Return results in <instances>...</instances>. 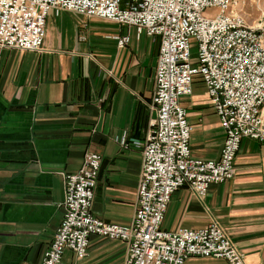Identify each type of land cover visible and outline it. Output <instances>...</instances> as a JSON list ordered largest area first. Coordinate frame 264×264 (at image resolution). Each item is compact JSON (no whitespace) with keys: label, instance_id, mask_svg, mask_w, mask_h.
<instances>
[{"label":"crops","instance_id":"1","mask_svg":"<svg viewBox=\"0 0 264 264\" xmlns=\"http://www.w3.org/2000/svg\"><path fill=\"white\" fill-rule=\"evenodd\" d=\"M42 51L0 49V264H42L64 217V175L86 154L101 156L92 212L129 226L136 214L143 144L153 106L159 41L145 32L69 12H51ZM131 42L120 48L118 38ZM192 157L216 160L226 133L206 87L195 78L182 98ZM126 140L128 146H123ZM236 176L204 198L185 186L163 229L202 230L216 221L247 264H264V144L245 139ZM127 245L93 238L88 256L61 264H126ZM185 264H227L192 257Z\"/></svg>","mask_w":264,"mask_h":264},{"label":"built area","instance_id":"2","mask_svg":"<svg viewBox=\"0 0 264 264\" xmlns=\"http://www.w3.org/2000/svg\"><path fill=\"white\" fill-rule=\"evenodd\" d=\"M236 5V0H0V49L42 51L49 15L60 11L135 28L159 41L157 120L143 144L133 222L111 224L93 215L102 160L86 154L78 172L64 175V217L42 264H61L67 250L85 259L93 238L124 242L126 264H185L192 257L247 264L216 221L202 230L163 229L178 190L188 186L206 197L212 184L235 178L245 139L264 144V20L248 25ZM209 10L216 15H207ZM192 40L198 47L195 62ZM130 42L128 34L118 38L120 48ZM196 77L226 133L216 160L192 157L191 126L181 100L193 95ZM122 144L128 146L126 140Z\"/></svg>","mask_w":264,"mask_h":264},{"label":"rangeland","instance_id":"3","mask_svg":"<svg viewBox=\"0 0 264 264\" xmlns=\"http://www.w3.org/2000/svg\"><path fill=\"white\" fill-rule=\"evenodd\" d=\"M236 1H237V5L235 6L234 11L236 13H239L245 19L248 25L254 26L260 23L262 20H264V0H236ZM60 12H65V11H60ZM206 14L209 16H213L216 15V11L209 10L206 12ZM192 41L194 43L192 47V55H193V61L195 62L197 60L198 47L196 42L194 40Z\"/></svg>","mask_w":264,"mask_h":264}]
</instances>
